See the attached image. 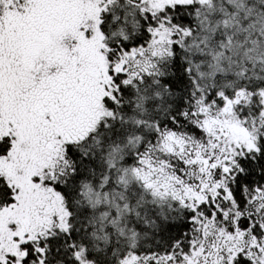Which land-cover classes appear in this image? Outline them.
<instances>
[{
    "label": "snow or ice",
    "instance_id": "1",
    "mask_svg": "<svg viewBox=\"0 0 264 264\" xmlns=\"http://www.w3.org/2000/svg\"><path fill=\"white\" fill-rule=\"evenodd\" d=\"M0 264H264V0H0Z\"/></svg>",
    "mask_w": 264,
    "mask_h": 264
}]
</instances>
